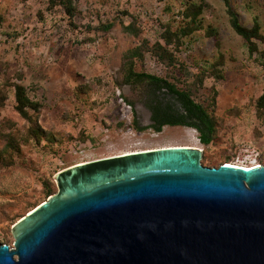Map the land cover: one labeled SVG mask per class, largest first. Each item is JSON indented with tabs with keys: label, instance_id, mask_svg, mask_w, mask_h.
<instances>
[{
	"label": "rangeland",
	"instance_id": "rangeland-1",
	"mask_svg": "<svg viewBox=\"0 0 264 264\" xmlns=\"http://www.w3.org/2000/svg\"><path fill=\"white\" fill-rule=\"evenodd\" d=\"M229 1L244 25L258 19L264 35V0ZM191 2L204 4L201 27L167 45L163 36L180 33ZM76 7L70 19L50 0H0V150L12 135L20 147L13 164L0 165V243L14 244L12 226L49 197L47 183L58 190L56 173L78 163L191 145L203 149L208 166L264 165V41L250 52L225 0H77ZM141 44L135 70L190 90L217 120L210 144L192 126L148 127L156 89L124 78L126 53ZM159 45L174 63L156 55ZM16 84L41 103L30 117L17 110ZM155 95L180 106L166 88Z\"/></svg>",
	"mask_w": 264,
	"mask_h": 264
},
{
	"label": "water",
	"instance_id": "water-1",
	"mask_svg": "<svg viewBox=\"0 0 264 264\" xmlns=\"http://www.w3.org/2000/svg\"><path fill=\"white\" fill-rule=\"evenodd\" d=\"M203 156L164 146L59 171L0 264H264V165Z\"/></svg>",
	"mask_w": 264,
	"mask_h": 264
},
{
	"label": "trees",
	"instance_id": "trees-1",
	"mask_svg": "<svg viewBox=\"0 0 264 264\" xmlns=\"http://www.w3.org/2000/svg\"><path fill=\"white\" fill-rule=\"evenodd\" d=\"M76 1L77 0H50L51 5L54 7L60 5L70 19L76 15ZM227 3V11L230 17V23L233 29L241 35L248 43L249 50L252 54L259 51L258 41H264V35L261 30V24L258 19H255L252 26H246L240 20L239 14L233 8L229 0H225ZM203 2H191L187 5L183 12L186 24L180 30V33L171 32L170 30L163 36L167 45L172 44V36H176L178 41H181L182 36L189 35L195 30L201 27L200 15L203 11ZM126 29H131L126 26ZM211 35L217 36L218 33L214 28L209 29ZM144 44L138 45L135 48L130 49L127 53V59L124 66V78L125 81L148 84L151 83L155 87L153 103L150 104V109L154 115L153 124L148 127H153L156 131H162L165 125H187L196 128L200 133V141L208 145L210 144L217 133L218 124L217 120L210 115L208 110L200 102H197L191 95L190 90L179 88L176 83L169 81L161 76L147 73L138 72L135 70V60L142 58L145 50H143ZM156 55L163 60H167V63H174L175 57L169 53L168 49L159 45L155 49ZM264 56V52H263ZM222 77V76H220ZM167 89L173 95H176L177 100L180 102V106H176L171 102L162 101L159 96H156V92L161 89ZM16 99L17 110L25 117H30L29 110L33 109L38 112L41 108V103L32 100L27 93L25 86L16 84ZM260 102L264 103V95L260 97ZM135 122L137 120H134ZM138 130L146 129L147 127L141 126L138 123L134 124ZM33 137L39 138L41 128L33 129ZM44 136V134L42 135ZM20 147L18 140L12 135L6 144V147L0 150V165L13 164L12 154L15 151H19ZM47 197L56 192L55 187L52 184H46ZM46 200V199H45ZM40 204V203H39ZM35 205L34 207L38 206Z\"/></svg>",
	"mask_w": 264,
	"mask_h": 264
},
{
	"label": "flooded vegetation",
	"instance_id": "flooded-vegetation-1",
	"mask_svg": "<svg viewBox=\"0 0 264 264\" xmlns=\"http://www.w3.org/2000/svg\"><path fill=\"white\" fill-rule=\"evenodd\" d=\"M151 117H152V120L154 121V115H153V113H152V116H151ZM139 125H140V124H139Z\"/></svg>",
	"mask_w": 264,
	"mask_h": 264
},
{
	"label": "bare ground",
	"instance_id": "bare-ground-1",
	"mask_svg": "<svg viewBox=\"0 0 264 264\" xmlns=\"http://www.w3.org/2000/svg\"><path fill=\"white\" fill-rule=\"evenodd\" d=\"M185 146H187V145H185ZM189 146H191V145H189ZM196 147V146H195ZM127 153H130V152H127ZM124 154V153H123ZM230 164V163H229ZM246 167H250V166H246Z\"/></svg>",
	"mask_w": 264,
	"mask_h": 264
}]
</instances>
